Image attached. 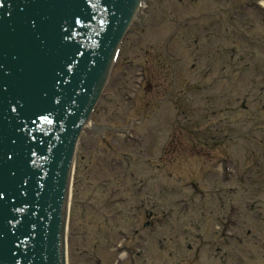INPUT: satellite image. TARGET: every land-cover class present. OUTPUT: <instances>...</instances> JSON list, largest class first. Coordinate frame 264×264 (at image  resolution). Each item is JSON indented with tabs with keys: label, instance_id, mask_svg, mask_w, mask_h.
Here are the masks:
<instances>
[{
	"label": "rangeland",
	"instance_id": "rangeland-1",
	"mask_svg": "<svg viewBox=\"0 0 264 264\" xmlns=\"http://www.w3.org/2000/svg\"><path fill=\"white\" fill-rule=\"evenodd\" d=\"M181 1L147 0L143 15L149 26L128 36L93 118L103 120L107 100L118 102L108 105L114 120L106 121L134 122L130 139L111 135L115 141H102L91 131L82 134L74 190L87 202L89 183L102 180L98 175L112 185L107 184L108 191L93 190L106 195L94 203L102 206L99 213L89 210L83 217L79 211L72 218L70 264H143L142 258L149 264H264V221L259 219L264 216V71H259V57L237 42L264 51V14L245 7L260 0ZM231 5L243 8L210 20L211 32L219 36L181 54L175 37L184 41V33L193 36L196 26L186 20L209 6ZM235 62L239 66L226 69ZM144 70L150 77L146 83ZM191 82L197 91L190 89ZM136 83L145 88L134 99ZM226 158L234 173L230 182L223 180ZM222 220L233 222L228 232L234 240L223 237ZM121 244L135 255L120 256Z\"/></svg>",
	"mask_w": 264,
	"mask_h": 264
},
{
	"label": "water",
	"instance_id": "water-1",
	"mask_svg": "<svg viewBox=\"0 0 264 264\" xmlns=\"http://www.w3.org/2000/svg\"><path fill=\"white\" fill-rule=\"evenodd\" d=\"M138 2L0 0V264H65L78 129Z\"/></svg>",
	"mask_w": 264,
	"mask_h": 264
}]
</instances>
